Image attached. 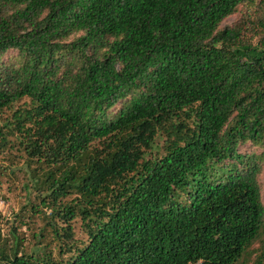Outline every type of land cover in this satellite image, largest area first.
<instances>
[{
    "label": "trees",
    "instance_id": "16d2710c",
    "mask_svg": "<svg viewBox=\"0 0 264 264\" xmlns=\"http://www.w3.org/2000/svg\"><path fill=\"white\" fill-rule=\"evenodd\" d=\"M0 121V264H264V0H0Z\"/></svg>",
    "mask_w": 264,
    "mask_h": 264
},
{
    "label": "rangeland",
    "instance_id": "374dc122",
    "mask_svg": "<svg viewBox=\"0 0 264 264\" xmlns=\"http://www.w3.org/2000/svg\"><path fill=\"white\" fill-rule=\"evenodd\" d=\"M233 19L234 17H230L228 20L231 22ZM0 165H10L6 160V153H0ZM11 166L15 167V165ZM0 171H2L0 172V242L11 243L12 232L17 229V235L24 234L22 248L26 250L33 245L30 233L34 230L38 231L42 224L40 214L31 211L32 203L36 202L34 192L24 172L15 170L11 174L10 170ZM44 209L49 212L48 208L44 207ZM26 221L29 222L30 228ZM257 247L258 244H255L253 248Z\"/></svg>",
    "mask_w": 264,
    "mask_h": 264
}]
</instances>
